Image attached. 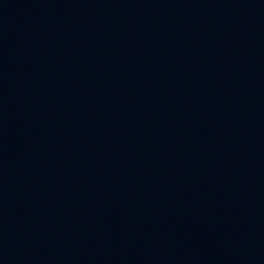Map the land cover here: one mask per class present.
I'll return each instance as SVG.
<instances>
[{"label": "water", "instance_id": "95a60500", "mask_svg": "<svg viewBox=\"0 0 264 264\" xmlns=\"http://www.w3.org/2000/svg\"><path fill=\"white\" fill-rule=\"evenodd\" d=\"M0 264H264V0H0Z\"/></svg>", "mask_w": 264, "mask_h": 264}]
</instances>
